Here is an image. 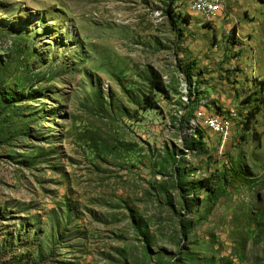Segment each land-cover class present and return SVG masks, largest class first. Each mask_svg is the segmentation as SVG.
<instances>
[{
    "label": "rangeland",
    "instance_id": "374dc122",
    "mask_svg": "<svg viewBox=\"0 0 264 264\" xmlns=\"http://www.w3.org/2000/svg\"><path fill=\"white\" fill-rule=\"evenodd\" d=\"M203 1L0 0V264H264V1Z\"/></svg>",
    "mask_w": 264,
    "mask_h": 264
},
{
    "label": "trees",
    "instance_id": "16d2710c",
    "mask_svg": "<svg viewBox=\"0 0 264 264\" xmlns=\"http://www.w3.org/2000/svg\"><path fill=\"white\" fill-rule=\"evenodd\" d=\"M264 1V0H263ZM168 12V10H167ZM149 88H150V91H157V92H161L163 93V95L166 93L165 92V86L161 80V78L159 76H157L153 71L150 72V76H149ZM262 83V82H260ZM12 95L13 94H10L7 90H0V99H3V100H10L12 99ZM166 95V94H165ZM2 101V100H0ZM3 102V101H2ZM143 103H144V107H154L155 106V102L153 100L152 97H150V95L148 94H144L143 95ZM195 145V142H191V149L192 147H194ZM206 189L209 191V192H212L213 191V186L211 184H206Z\"/></svg>",
    "mask_w": 264,
    "mask_h": 264
},
{
    "label": "built area",
    "instance_id": "2783aa9c",
    "mask_svg": "<svg viewBox=\"0 0 264 264\" xmlns=\"http://www.w3.org/2000/svg\"><path fill=\"white\" fill-rule=\"evenodd\" d=\"M206 1L207 0L203 1V6L208 5V1ZM197 5L200 6V4ZM203 124L206 128L212 130L213 132H216L223 139L227 137L229 124L227 122H224L221 118L206 117L203 119Z\"/></svg>",
    "mask_w": 264,
    "mask_h": 264
}]
</instances>
